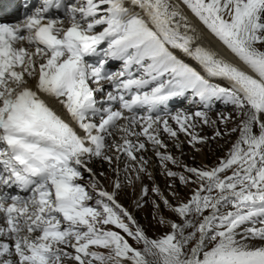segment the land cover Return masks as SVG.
<instances>
[{
	"label": "bare ground",
	"instance_id": "6f19581e",
	"mask_svg": "<svg viewBox=\"0 0 264 264\" xmlns=\"http://www.w3.org/2000/svg\"><path fill=\"white\" fill-rule=\"evenodd\" d=\"M179 1L121 0L120 5L124 12L134 10L129 22H127V31L129 32V28L138 30V33L145 31L144 35L141 36L142 38H139L145 41L147 49L149 46L155 47L151 55L144 57L145 61H149L152 55L168 49L175 55L172 54V56L162 59L156 67L164 65L167 60L170 61L172 67L168 68L163 76L172 78V82L174 80L179 82L171 76L174 71H178L183 77L191 76L193 70L203 75V80L207 82L206 84L202 83L203 87H206L207 91L210 92V100L215 101L213 106L215 110L193 109V106H195L194 101H199V99L194 97L189 102L186 100L187 98L182 89V84L187 82L184 79L180 81L182 87H179L177 92L171 93L179 98H184L185 103L180 106L183 108L181 110L176 106V102H171L168 104L169 110L163 111L164 116L159 117L148 116L142 118L130 115L126 119L120 113H112L102 114L100 119L90 120L88 116L81 118L80 115H77L83 107L80 106L83 90L73 88L66 91V93H60L61 79L65 73L64 61L63 59L58 60L56 55L43 52L34 46L31 31L20 37L15 44L17 53L20 54L19 57L0 68V75L3 74L0 77V90H3L10 99L28 107L33 115L45 118L48 123L62 131L64 142L69 148H72V151L76 152V156L72 153L69 154L71 160L76 161L75 163L71 161L70 166L76 169L80 165H87L89 169L91 168L100 175H102L100 169L104 171L116 169L114 176V178L116 177L115 200L127 208L126 211L133 216L135 222L137 221L138 207L145 200V216L155 222L151 226L157 232L150 239L154 241V244L171 246L175 241L180 243L188 240L187 237L179 240L174 234L182 219L170 212L169 218L174 221L175 229H167L164 222L158 218V210L155 207L153 196L156 200L161 201L160 208L163 209L166 207V204L162 203L165 195L170 200L172 197H191L193 200L197 195H210L211 191L221 193L226 188H235L241 192L244 188L237 187V181L247 180L253 175L252 181H256L260 178V174L256 171L261 170L262 173L264 169V162L262 161L264 142L256 145L245 157L240 158L239 162L234 165L230 164L217 175L218 178H227L232 171L236 174L234 180L227 178L225 182L219 185L203 188L204 191H194L193 187L204 183L207 178L200 180L192 174L190 169L186 170L182 167L183 164L201 165L197 150L201 151L204 158L209 161L212 152L220 153L222 148H229L230 150L231 143L238 146L246 145L250 141L248 131L251 129L255 131L257 128L254 119L257 108L259 109L258 114H261V119H264V89L255 83L257 79L253 74L258 73L264 78V71L261 66L264 64V0H225V2H223L224 0H218L212 8H210V2L215 0H198V3L195 2L196 0ZM135 3L139 6H135ZM178 5H181L187 13ZM155 6L158 9H155ZM176 7H179V11L174 10ZM64 22L65 19L61 17L41 19V23L54 33L65 31ZM201 26L206 32L201 29ZM70 28L77 31V28L72 25ZM157 30H160L171 41L169 43L170 48L167 47L162 35ZM192 31L194 34H192ZM128 32L126 35H128ZM128 36L134 37V35ZM193 36L198 37L199 41L193 39ZM136 38L138 36H135ZM191 39L195 40L198 47L188 49L189 53L185 48L182 50L178 47L177 44L186 43L185 45H188ZM214 47H217L216 53ZM22 58L23 61L21 62ZM202 62L211 74H206L205 70L207 69L202 70L199 67V63ZM252 76L255 80L251 78ZM194 84L193 82L191 85ZM90 90H92V86ZM190 91V89L187 90L186 94L191 93ZM70 92L72 94L69 97ZM58 96H64V98H61L62 100L59 102ZM4 102L5 97L0 95V107L4 106ZM106 102L110 103V101ZM101 105L102 102H96L98 112L103 113ZM208 105L199 101L200 107H209ZM161 107L165 106L162 105ZM165 117H167V120H165ZM61 121L66 125L62 124ZM157 131H159L160 140L165 144L164 147L157 141ZM181 132L188 140L179 141ZM121 138L127 140L129 147L133 145V154L129 152L126 144L122 145ZM102 144L106 150L105 152L102 148H99ZM114 144L118 145L117 149ZM193 144L197 147V150L193 149ZM107 147L112 150H108ZM157 147L159 148L157 149ZM166 152H170L171 157H167ZM94 155L95 157H93ZM135 157L141 158L143 163L139 178L136 175V166L132 163ZM79 160L80 165L77 162ZM241 164H244L243 169H239ZM147 166H151L153 169L150 174H148ZM80 173L86 174V171L81 170ZM60 176L68 181L70 175L65 172ZM77 176L75 181L80 180V175ZM108 180H103L107 190L111 188L110 182L112 181L109 182ZM153 180L158 182V186L154 185ZM139 182H145L146 187L142 189V193L140 192L141 195L137 199L136 206L131 207L129 205L127 207L128 200L132 199L139 190ZM71 183L74 182L71 181ZM72 187H80L82 188L81 192H89L93 197L97 195L104 203L105 198L100 195V191L91 192L81 182H75ZM57 188L66 189V187L59 184ZM66 190L68 191L69 188ZM119 192L124 193V196L118 198L117 194ZM75 194L77 195V193ZM60 196L63 197V195ZM72 199L74 198L72 197ZM230 201L228 195L221 200L225 203ZM75 202L82 206L80 202ZM249 202H264V187L251 190L246 195H240L236 205L248 204ZM190 203L187 204L186 208L190 207ZM100 206L102 207L103 204L101 203ZM34 208L35 206L9 208L12 224L11 229L6 232L3 229L5 227H3L2 221L4 223H7V221L5 216L0 213V263L18 264L20 258H25L27 264H47L48 262L51 264L53 261L63 258V264H73L72 260H69L72 258L69 256L71 253L64 254L63 250L59 248L60 245H68V238L72 237L73 232L78 231L79 226L71 224L70 211L61 209V211L37 219L36 212L38 209ZM84 212L86 219L76 216L79 223L86 224L83 230L87 229L92 234L94 233L91 225L94 221L92 218L97 219L98 225L104 226V223L101 224L94 214L90 215L86 209ZM99 212L103 215L104 220L105 218L110 220L111 215H120L119 210L111 204H108V210L102 209ZM249 213L244 212L242 206L235 209L228 205L221 207V212L219 211L217 217L220 223H216V229H220L219 232L224 236L218 238L214 233V235L212 234L214 239L222 242L235 240L234 246L240 249L239 251L249 253L226 254L221 252L220 255L210 258L209 264H264V256L261 255H264V239H260L261 236L264 237V214L260 217L261 220L263 219L261 222L260 218L256 219L253 214ZM53 223H56L55 229L43 230L47 224L54 226ZM194 225V223H191L188 228L192 229ZM238 225L240 227L245 226L243 228L245 230H240L239 236H236L235 232L228 233ZM4 226L8 227L10 225L5 224ZM66 228L69 231H66ZM38 232L43 235L40 240L35 236ZM94 234L96 237L88 238L86 242L101 246L108 245L107 247L122 245L119 237L112 232ZM61 235L64 237L61 238ZM242 238H256V242L244 243L240 241ZM135 242L142 244L138 240ZM253 250L259 252L250 254ZM27 251H31L34 256L28 255ZM226 251L229 252V250ZM81 252L83 258L80 256V259L82 258L85 263L89 259L102 257L100 253L89 251L86 248L81 249ZM45 254L50 258L46 260L43 256ZM171 257L176 256L173 254ZM190 262L193 263L188 261V264ZM106 264L124 263L116 260L106 262Z\"/></svg>",
	"mask_w": 264,
	"mask_h": 264
},
{
	"label": "rangeland",
	"instance_id": "374dc122",
	"mask_svg": "<svg viewBox=\"0 0 264 264\" xmlns=\"http://www.w3.org/2000/svg\"><path fill=\"white\" fill-rule=\"evenodd\" d=\"M180 2L179 0H173V2ZM195 1V0H194ZM218 0H215L213 2H210V8L213 7V5L217 2ZM198 3V0L195 1ZM225 2V0L223 1ZM182 3V2H181ZM177 6V5H176ZM180 8L184 11L185 9L182 8L181 5ZM155 9H158L156 6L154 7ZM186 8V7H185ZM180 9V10H181ZM175 11H179V7L174 8ZM189 11V10H188ZM186 12V10H185ZM187 13V12H186ZM190 13V11H189ZM191 14V13H190ZM193 17V15L191 14ZM73 27H76L75 24H71ZM201 29L205 31L203 26H201ZM131 31V32H130ZM190 32V30H188ZM138 30H133L132 28H129L128 35H134L133 39L138 40L139 37L142 36L145 31L138 33ZM132 33V34H131ZM136 34V35H135ZM192 34L194 32L192 31ZM127 35V36H128ZM144 35V34H143ZM135 36L138 38L135 39ZM257 37V36H255ZM150 41V40H149ZM147 41V42H149ZM155 49L154 46H150L149 50ZM61 60V59H58ZM23 61V58L21 62ZM168 64L170 61H168ZM262 69L264 71V64L261 65ZM256 76L257 81H255L256 84L259 85V87H262L264 89V78L259 75L258 73H253ZM170 78V77H169ZM51 79V77H50ZM49 79V80H50ZM47 80V78H45ZM48 80V81H49ZM71 92L69 93V97L71 96ZM61 98H64V96H58L59 102L62 100ZM215 101L210 100L208 102L209 107L205 106H199L197 101H194L193 109L197 110H215L213 108ZM261 105V104H259ZM197 106V107H196ZM204 107V109H202ZM212 107V108H211ZM178 108L181 110L183 108L179 107ZM201 108V109H199ZM206 108V109H205ZM258 108L257 111H255L254 119H255V125H256V130H249L248 132V137L250 138V141L246 143L244 146H238L237 144H230V150L229 148H222L220 153L217 152H212L211 159L208 161L204 158L203 154L201 151L197 150V147L193 144V149L197 150L198 152V158L201 161V165H187L183 164V169H190L192 174L197 176L200 180H203L207 178V180L204 183L198 184L196 187H193L194 191L202 190L204 191L203 188L205 187H212L213 185H219L223 182L226 181L227 178H230L234 180L235 178V172H230L227 176V178H218L217 175L219 172L225 168H227L230 164L234 165L237 162H239L240 158L245 157V155L250 152L252 148H254L256 145L264 142V119H261V114H258ZM81 115V114H80ZM79 116V115H77ZM100 114L99 116H90V120L93 119H100ZM153 116H164V114H157ZM96 117V118H95ZM165 120H167V117H165ZM65 124V123H64ZM116 132L119 133V131L116 130ZM159 131H157V141L164 147L165 144L163 143L162 140H160ZM179 141L183 142L185 140H188L183 132L180 133ZM191 142V141H189ZM121 143L122 145L127 146V149H129V152L133 154V145H130L129 143L127 145V140L124 138H121ZM193 143V142H191ZM114 147L117 149L118 145L114 144ZM132 147V148H131ZM99 148H102L103 151L105 152L106 150L104 149V145L100 146ZM109 148V147H107ZM159 147H157L158 149ZM112 150V149H108ZM73 155V154H72ZM167 157H171L170 152H166ZM95 157V155L93 156ZM71 160V156H70ZM72 161V160H71ZM75 161V160H74ZM264 162V157L262 159ZM80 163V160L78 161ZM134 166H136L137 170V177L139 178L140 170L141 167L143 166L141 158H134V162H132ZM203 163V164H202ZM213 163V164H212ZM215 164V166H213ZM71 165V164H70ZM80 165V164H78ZM117 165V163H116ZM185 165V166H184ZM212 166V168H211ZM148 174H150L153 169L151 166H147ZM68 168V170H67ZM66 169H63L60 174L63 175L65 172L68 173L69 179L68 181H65L64 177L58 176V179L55 180V191L59 195L66 196L65 198L68 197V206L66 208L70 209V218L71 224L76 225L78 227V231L73 232L72 237L68 238L69 242L68 245H60V249L63 250L64 254H70L72 258L69 259L73 264H106V262H114L116 260L122 261L124 264H188V261H192L193 263L198 262V263H203L204 258H207L209 253L213 252H227L226 250L234 251L237 250V248L234 246V241H228V242H222L218 239H214V233H216V236L218 238H222L224 234H222L220 229H216V225L220 223L218 214L219 211L221 212V207L224 206H230L232 209H235L239 206H242L244 208V212H250L249 214H253V217L258 219L263 216L264 214V202H249L248 204H239L236 205V203L239 200L240 195H246L249 191L255 190L257 188H262L264 187V169L262 170H257L256 172L260 174V178L257 179L256 181H252V177L248 178L247 180H238L236 186L240 188H244L241 192H239L235 188H226L224 189L221 193H213L211 191L210 195H197L195 199L192 200L191 197H183V198H176L172 197V199H168L166 195L163 193V201L162 203L166 204V207L161 209V201L156 200L153 196V199L155 201V207L158 210V218L161 219L162 222L167 226V229H173L175 227V223L173 220L169 218L170 212H173L177 217L182 219L181 224L177 227L175 230L174 234L175 237L180 239H183L184 237H187L188 240L186 242H180L178 243L175 241L173 245H165V244H154V241H152L151 237L155 235L157 232L156 230L151 226L153 222L151 219H149L146 214L145 210V200H143L138 207V215L136 218V222L133 219V216L126 211V207L119 203L117 200H115L114 196V190L116 188V177L115 176V170H106L104 171L103 169L101 170L102 175H100L97 172H94L91 168L87 165H80V167H77L76 169L73 168L72 166L67 167ZM70 168V170H69ZM116 168V167H115ZM244 164H241L239 169H243ZM77 170V171H75ZM85 170L86 174L80 173V171ZM65 171V172H63ZM151 171V172H150ZM107 172V173H106ZM98 174V175H97ZM113 174V175H112ZM76 175V176H75ZM77 175H80V180L75 181V177H78ZM106 175V176H105ZM105 176V177H104ZM108 176V177H107ZM101 177V178H100ZM113 178V179H111ZM61 179V180H59ZM109 179V180H108ZM103 180H108L111 183V188L107 190L103 184ZM71 181L75 182H81L82 185H84L88 190L91 192H96L100 191V195L103 196L105 199L103 200L104 203L102 202L101 198L99 196H92L89 194V192H81L82 188L80 187H72ZM196 181V180H194ZM252 181V182H251ZM153 183L155 186H158V182L153 180ZM58 184L60 186L66 187V189L69 188L67 191L66 189H60L57 188ZM208 184V185H207ZM205 185V186H204ZM68 186V187H67ZM104 186V187H103ZM146 187V183L139 182V187L137 192L134 194V197L132 199L128 200V203L126 204L127 207L130 205L131 207L136 206L137 199L140 197L142 193V189ZM71 189V190H70ZM106 189V190H105ZM65 191V193H64ZM73 191V192H72ZM141 192V193H140ZM67 193V194H66ZM77 193V195L75 194ZM71 197H69V196ZM88 195V196H87ZM119 197H123L124 193L119 192L118 194ZM229 196V199H231L230 202L225 203L221 202L222 199H225ZM72 197L75 199H72ZM72 200V201H71ZM77 202H80L82 206ZM191 201V203H190ZM103 204L101 207L100 204ZM190 203V207L186 208L187 204ZM108 204L114 205L116 209L119 210L120 215H111V219L108 220L103 218V215L99 212L100 210H108ZM122 205V206H121ZM105 207V208H104ZM86 209L90 215L94 214L102 223L103 225H98L97 224V219L92 218L93 222L91 223L92 229L94 230V233H99V234H106L108 232H112L113 234L117 235L122 242V245H112L111 247L107 246H101V245H94V244H89V242H86L88 238L91 237H96V235L90 231V230H83L85 229L84 227L86 224L83 222H78V219L76 216H81L82 218L86 219V215L84 210ZM108 212V211H107ZM131 215V216H130ZM216 217V218H215ZM255 219V220H256ZM112 220V221H111ZM263 220V219H262ZM261 218L260 221L262 222ZM218 222V223H217ZM3 223V228L4 231L6 232L8 229H10L11 226H4L5 224L4 221ZM191 223H194V228L189 229L188 226H190ZM217 223V224H216ZM56 224V223H54ZM260 224V223H258ZM258 226V225H257ZM256 226V227H257ZM82 227V228H81ZM112 227V228H111ZM120 227V228H119ZM110 228V229H109ZM209 228V229H208ZM245 226L238 225L236 228L233 230L229 231L228 233H236V236H239L240 232L245 230L243 229ZM175 229V228H174ZM242 229V230H241ZM68 229L66 228V231ZM241 230V231H240ZM69 231V230H68ZM83 231V232H82ZM215 231V232H214ZM239 231V232H238ZM61 233V232H60ZM238 233V234H237ZM213 234V235H212ZM40 239L43 237L35 234ZM64 236L61 235V238ZM73 238V239H71ZM151 238V239H150ZM246 238V237H245ZM242 238L240 241L244 243H253L256 242L255 239L251 238ZM260 239H264L263 236L260 237ZM141 241L142 244H138L135 241ZM249 240V241H248ZM70 243V244H69ZM36 245V244H35ZM38 245V244H37ZM90 245V246H89ZM138 245V246H137ZM86 248L89 251H96L102 255L99 259H89L88 262L83 261V253L81 252V249ZM109 248V249H108ZM225 250V251H224ZM171 251V252H170ZM173 251V252H172ZM255 252H259L257 250H253ZM108 252V253H107ZM137 252V253H136ZM169 252V253H168ZM28 255L33 257V253L31 251H27ZM73 254V255H72ZM104 254V255H103ZM140 254V255H139ZM171 254V255H170ZM173 254L176 257H171ZM137 255V256H135ZM45 256L44 258L49 259L50 256L47 257V254L43 255ZM80 256L82 257L80 259ZM173 259V260H172ZM175 259V260H174ZM45 260V259H44ZM105 260V261H103ZM210 258L206 260V263L209 264ZM44 262V261H43ZM58 262V263H57ZM192 263V264H193ZM1 264V263H0ZM18 264H27V261L25 258H20ZM47 264H50L49 262ZM51 264H63V258L58 259L57 261H53Z\"/></svg>",
	"mask_w": 264,
	"mask_h": 264
}]
</instances>
